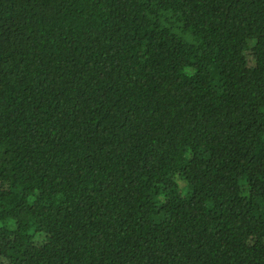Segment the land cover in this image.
Here are the masks:
<instances>
[{"label":"trees","instance_id":"1","mask_svg":"<svg viewBox=\"0 0 264 264\" xmlns=\"http://www.w3.org/2000/svg\"><path fill=\"white\" fill-rule=\"evenodd\" d=\"M0 264H264V0H0Z\"/></svg>","mask_w":264,"mask_h":264}]
</instances>
